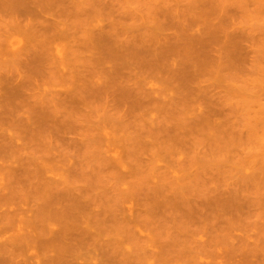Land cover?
<instances>
[{"label":"rangeland","instance_id":"rangeland-1","mask_svg":"<svg viewBox=\"0 0 264 264\" xmlns=\"http://www.w3.org/2000/svg\"><path fill=\"white\" fill-rule=\"evenodd\" d=\"M0 188V264H264V0H0Z\"/></svg>","mask_w":264,"mask_h":264},{"label":"bare ground","instance_id":"bare-ground-1","mask_svg":"<svg viewBox=\"0 0 264 264\" xmlns=\"http://www.w3.org/2000/svg\"><path fill=\"white\" fill-rule=\"evenodd\" d=\"M31 32H32V31H31ZM33 32H34V31H33ZM30 34H31V33H30ZM32 34H33V33H32ZM31 36H33V35H31ZM56 37H57V36H56ZM56 37H55V39H57ZM59 37H60V38H58V39H61V38H62V36H59ZM12 44H13V43H12ZM9 46H10V45H9ZM55 46H56V45H54V47H55ZM10 47H11V46H10ZM12 47H13V46H12ZM15 48H16V47H15ZM57 48H58V47H57ZM58 49H59V48H58ZM17 51H18V50H17ZM50 51H51V50H48L46 56H50V54H48ZM54 51H57V54L59 53V56L62 55V54H60V52H59L60 50H56V49L54 48ZM61 51H62V50H61ZM15 52H16V51H15ZM51 53H52V52H51ZM55 55H56V54H55ZM56 57H57V56H56ZM45 58H47V57H45ZM51 58H52V56H51L49 59H51ZM55 61H57V59H56ZM55 63H56V62H55ZM58 64H59V63H58ZM57 67H58V66H57ZM106 152H108V151H106ZM119 164H120V163H119ZM123 166H124V165H123ZM0 189H1V188H0ZM7 190H9V189L7 188ZM1 193H2V192H1ZM1 193H0V196H1ZM2 195H4V194H2ZM1 198H2V196H1ZM76 208H77V207H76ZM77 209H80V208H77ZM69 210L71 211L72 209H69ZM61 211H62V210H61ZM61 211H59V212H61ZM72 212H74V211L72 210ZM63 213H64V212H63ZM63 213H59V214L62 215ZM69 213H70V212H69ZM56 214H57V213H56ZM56 214H54V215L56 216ZM70 215H71V214H70ZM73 215H74V214H73ZM76 215H77V214H76ZM55 216H54V218H58V216H56V217H55ZM63 216H64V215H63ZM71 216H72V215H71ZM74 216H75V215H74ZM50 217H51V216H50ZM64 217H65V216H64ZM64 217H63L62 219H64ZM59 218H60V217H59ZM77 218H78V217H77ZM9 219H10V218H9ZM49 219H51V218H48V221H49ZM65 219H66V217H65ZM75 219H76V218H75ZM11 220H12V219H10V221H11ZM72 220H73V218H71L70 221H72ZM10 221H9V222H10ZM50 221L54 222V220H50ZM50 221H49V222H50ZM55 221H56V220H55ZM66 221H68V220H66ZM70 221H68L69 225H67V226L72 225V224H70V223H72V222H70ZM7 222H8V221H7ZM19 223H20V222H19ZM62 223H63V221H62ZM66 223H67V222H65V223H63V224H66ZM54 224H58V225H59L60 223L57 222V223H54ZM63 224H62V225H63ZM73 224H74V223H73ZM67 226H65L64 228H66ZM44 227H46V228H50V227H47V226H44ZM44 227H42V228H44ZM70 227H71V228H70ZM70 227H69L70 229H68V228H66V229H67V230H71L73 226H70ZM64 228H61V229H64ZM17 229H18V227H17ZM22 229H24V228H22ZM49 230H50V229H49ZM67 230H65V231H56L55 233L60 232L59 234H62V232H63V233L68 232ZM21 231H22V230H21ZM25 231H27V230H25ZM40 231H41V230H40ZM42 231L44 232L45 229L42 230ZM71 231H73V230H71ZM75 231H76V230H75ZM15 232H20V231H19V230L16 231V229H15ZM22 232H23V231H22ZM47 233H48V232H47ZM47 233H46V234H47ZM68 233H70V231H69ZM83 233H84V232H83ZM21 234H22V233H20V234H18V235L20 236ZM23 234H24V233H23ZM48 234L50 235V233H48ZM51 234H52V233H51ZM71 234L73 235L74 232H72ZM85 234H86V233H85ZM26 236H27V235H25V237H26ZM28 236H29V235H28ZM45 236H48V235H45ZM45 236H44V237H45ZM53 236H55V234L52 235V238H50V236L47 237V238L50 240V239H53ZM74 236H76V235H74ZM11 237H12V236H11ZM13 237H17V236L15 235V236H13ZM44 237H43V238H44ZM72 237H73V236H72ZM73 238H75V237H73ZM1 239H2V238H1ZM17 239H18V238H17ZM49 240H44V241L47 242V241H49ZM53 240H55V239H53ZM53 240H51V241H53ZM75 240L77 241V240H79V238H78V239H75ZM1 241H2V240H1ZM3 241H4V240H3ZM44 241H42V242L45 243ZM51 241H49V242H51ZM55 241H56V240H55ZM60 241H61V239H60ZM79 241H81V239H80ZM7 242H8V241H7ZM7 242H6V243H7ZM13 242H14V241H13ZM23 242H24V241H23ZM49 242H48V243H49ZM63 242H64V241H63ZM63 242H61V243H63ZM81 242H82V241H81ZM84 242H85V241H84ZM0 243H1V242H0ZM2 243H3V242H2ZM2 243H1V244H2ZM20 243H21V242H20ZM48 243H47V244H48ZM59 243H60V242H59ZM14 244H15V242H14ZM82 244H84V243H82ZM15 245H16V244H15ZM23 245H24V244H23ZM42 245H45V244H42ZM58 245H59V244H58ZM67 245H68V244H67ZM6 246H8V244H7ZM19 246H20V245H19ZM50 246H51V245H50ZM61 246H63V245H61ZM61 246H60V247H61ZM4 247H5V246H4ZM51 247H52V246H51ZM56 247H57V246L55 245L54 248H56ZM60 247H58V248H60ZM63 247H64V246H63ZM18 248H19V247H18ZM41 248H42V247H41ZM14 249H17V247H15ZM19 249H20V248H19ZM19 249H18V251H19ZM43 249H44V248H43ZM43 249H42V250H43ZM46 249H47V248H45V250H46ZM61 249L64 250V248H61ZM61 249H58V250H55V249H54V250H53V248H49V249H48L49 251H44V250H43V251H44L45 253H48V252H49V254H50V252H53V253H54V251H59V252H60ZM72 249H73V248H72ZM63 250H62V251H63ZM7 251L9 252V249H7ZM18 251L16 250L15 252H18ZM9 253H10V252H9ZM61 253H63V252H60L59 254H61ZM1 254H2V252H1ZM16 254H17V256L19 257L18 253H16ZM49 254H48V256H46V257H49V256H50ZM67 254H68V253H67ZM14 255H15V253H14ZM45 255H47V254H45ZM11 256H12V255H11ZM64 256H65V255L63 254V258H64ZM2 257H3V254H2ZM15 257H16V256H15ZM15 257H14V258H15ZM67 257H68V255H67ZM16 258H17V257H16ZM50 258H51V257H50ZM50 258H49V259H50ZM55 258L58 259V258H60V257H58V258L55 257ZM63 258H62V259H63ZM4 259H6V258H4ZM4 259L2 258L3 262L5 261ZM60 259H61V258H60ZM2 260H1V261H2ZM7 260H9V259H7ZM14 261H15V259H14ZM45 261H46V260H45ZM45 261H43V262H45ZM50 261L53 262L52 259H51ZM50 261H48V264L51 263ZM67 261H68V260H67ZM8 262H11V261H8ZM12 262H13V260H12ZM19 262H20V261H19ZM63 262H64V261H63ZM65 262H66V261H65ZM20 263H21V262H20ZM68 263H69V261H68ZM6 264H7V263H6ZM8 264H10V263H8ZM13 264H14V263H13ZM45 264H46V263H45ZM51 264H54V263H51ZM56 264H59L58 261H57Z\"/></svg>","mask_w":264,"mask_h":264}]
</instances>
